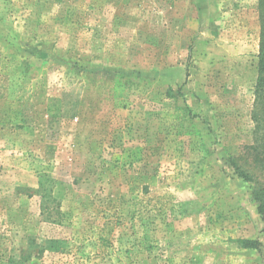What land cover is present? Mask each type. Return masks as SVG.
<instances>
[{
	"label": "rangeland",
	"instance_id": "obj_1",
	"mask_svg": "<svg viewBox=\"0 0 264 264\" xmlns=\"http://www.w3.org/2000/svg\"><path fill=\"white\" fill-rule=\"evenodd\" d=\"M258 2L0 0V264H264Z\"/></svg>",
	"mask_w": 264,
	"mask_h": 264
},
{
	"label": "trees",
	"instance_id": "obj_2",
	"mask_svg": "<svg viewBox=\"0 0 264 264\" xmlns=\"http://www.w3.org/2000/svg\"><path fill=\"white\" fill-rule=\"evenodd\" d=\"M258 13L261 23L260 34V53H259V78L255 89V101L252 111V120L255 123L254 142L250 146H245L248 150L246 155L252 159V164L256 170L264 174V0L258 2ZM234 168L241 178L247 182H254L252 174L243 169L235 160ZM254 198L260 203V214L264 218V188L253 192ZM245 248H256L255 243L246 241L243 243Z\"/></svg>",
	"mask_w": 264,
	"mask_h": 264
}]
</instances>
